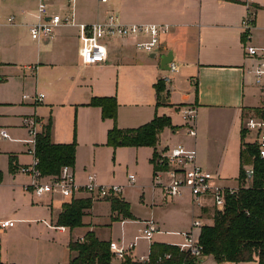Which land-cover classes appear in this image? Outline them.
Returning <instances> with one entry per match:
<instances>
[{
  "label": "rangeland",
  "instance_id": "1",
  "mask_svg": "<svg viewBox=\"0 0 264 264\" xmlns=\"http://www.w3.org/2000/svg\"><path fill=\"white\" fill-rule=\"evenodd\" d=\"M66 1L67 0H63L61 2L65 5ZM75 1L74 6L77 14L89 17L95 14L98 10L113 8L111 5L115 0H108L109 3L107 4H101L98 0ZM5 2L6 0H0V3ZM115 15L117 14L115 13ZM7 17V15L1 17L0 21L6 23ZM20 22L21 21L16 16L13 28L8 30H12L21 42L31 45L26 33L27 28L18 27ZM8 26L11 25L8 24ZM60 31L63 32L57 37V39H55V41L52 40L48 45H42L41 51L44 54V57L46 56L44 61L52 60L57 62L60 58H65L64 61L74 60L73 55L78 48L76 32L75 30H72V28H61ZM105 42L108 43V40ZM145 57H148V55H145ZM245 59L247 61L245 68V85L248 87V93L251 96L249 97V102L255 103L253 97H256L257 104L264 105V93L261 91V86L256 83L254 74L248 72L253 70L257 65V61L247 56ZM136 62H134V64L137 65V68H124V72L119 80L117 68L113 67L114 69H108L103 72L87 70L85 72L82 71L76 73V84L83 87L85 86V95L88 92L87 88H89L91 98H116L119 87L120 95H124V97L121 98V101L123 102L119 107V122L123 125L130 122L132 114L138 111H142L141 114L143 115L140 116V120H147L148 118V121L143 124L151 121L155 115L158 117L170 116L171 125L180 130L178 134H175L174 130L170 127H166L159 133L158 145L161 147V150L157 151L158 157L156 158V161H158L164 153H168L177 145H183L186 148L195 151V161L198 167L212 172V168H219L214 177L221 180V185L236 186V183H238L237 178L239 176L240 160L239 157H237L235 148L232 152L229 151L226 153L225 151L228 150L226 149L225 132L227 121L217 127V123L221 121L219 112L207 111L201 112L200 115L199 107L193 105L196 107L195 125L199 136L195 135V141L189 138L184 127H180L184 126L180 114L175 113L174 115H171L168 106L159 103L157 104V101L155 102V89L153 88V84L157 82V79L154 80V82H148V73H151V68H149L151 67L150 64H144L139 61ZM172 62L177 66V63L174 61ZM148 63H152V61H149ZM117 64L123 65L120 62ZM20 66L22 65H18V68ZM22 69L24 70L23 67ZM30 73L31 72L27 70L25 75L29 78H21L12 83L14 90L8 97L10 105L0 107V126L6 129L9 136V139H0V172L2 174V181L0 183V221L10 219V221L13 222V225H17L16 228L21 229L20 225H18V220L34 219L33 223H30L28 228L32 231L31 236L35 239L32 241H24L27 245H38L41 247L40 253L35 256L30 255V259H25V264H66L65 259L67 258V250L64 252L65 248L70 242L77 241L80 237H84L86 231L89 229L86 225H91V230L94 232L98 240L116 244L124 250L130 242H135V247L130 254L137 259L141 256L147 257L148 259L150 246L153 244L173 246L182 244L184 241L182 232L187 230L193 221L191 206L189 205L187 198L181 200L169 198L163 199L162 193L159 190H156L155 197H153L155 200H152V171L149 166V160L146 159L147 155L143 158H137L135 149L132 147L112 148L107 146L106 134L100 130L101 126L94 123L95 121L92 118V114L81 110L78 115L77 105L74 102H80L84 97H82L80 92L67 93L70 82L68 83L66 79L60 81V84H58L61 85L60 87L55 86L51 83V80H48L49 74L47 72L46 75L43 74L44 77L40 76L39 79L36 78L37 82L35 79L33 83V80L30 79L32 77ZM158 73L163 75L167 74L171 78L176 75V73L170 71L159 70ZM179 77V86L184 90L188 89L191 93L189 95L190 101L195 95V89L191 87L192 85L189 84V80L182 75ZM36 83L38 84L36 85ZM47 84L51 85L49 86L50 88ZM100 84H102V86L109 84V92H111L110 94L112 96H95V93H100V91H97L101 86ZM51 92L54 94L52 99L54 100L55 103L53 104L55 105L49 104L48 98L50 96L49 93ZM104 92L106 93L107 91ZM35 94H42L45 99H43L42 103L38 104L34 109L22 99L23 96L32 97ZM183 96H187V94H173L172 100L175 105L186 104ZM128 104L135 108L129 107ZM83 109L91 108L88 107ZM254 112L255 111H248L246 115L251 116L252 114H255ZM32 114H35L36 118L39 120L43 119L45 124L49 121L51 122V134L53 139L55 137L56 140L66 141L60 142V144H71L75 142V161L72 168L77 178H83L91 172L97 177V180L101 182L100 184L127 186L122 195L126 200L130 201V213L136 217L137 220L111 222L110 206L107 202L102 201L95 204L93 207V217L82 218V227L71 230L66 229L64 233L48 229L46 222L50 223V220H52L53 225L56 226L57 219L55 218V215L61 207V204L70 199L63 198L59 193L53 194V200L48 203H45L44 199H34L30 194L24 192L22 188H20L22 183L21 179L9 172V157L12 156L11 154H14L13 157L22 155L19 157V163L26 164L27 166L33 163V157L28 152V150L31 149V141L33 139V135L29 132L31 126L28 128L23 123V119H33L34 117ZM21 119L22 126L20 125ZM117 119L118 106L115 121L116 126ZM111 122L113 126V121L111 120L110 123ZM102 123H104V121H102ZM117 128L119 127L117 126ZM38 130L39 128L36 127V131ZM252 141L253 132H248L245 142L251 143ZM248 166H250V164L247 163V160L246 163H242L243 169ZM128 175H133L135 177L136 181L134 185H127ZM35 209L36 214H33L32 210L34 211ZM212 212L211 209H208V216L212 217ZM150 220L155 224L158 223L160 230L159 232L154 233L150 240H147L143 237L142 230L144 229L146 222ZM188 224L189 226L187 227ZM21 225L23 226V224ZM26 225H28V223ZM194 232L197 234L198 230L196 229ZM12 240L13 239L9 236L0 234L1 264H11L9 263V260L11 252L14 249ZM16 240L18 241V238ZM126 257L127 255L125 258ZM202 260V258H199L196 261L197 264H213L211 259H208L204 263H202ZM122 261L123 260H118L112 255V262L119 264ZM130 261L136 263L131 259ZM136 264L143 263L138 262ZM239 264L258 263L256 261H251Z\"/></svg>",
  "mask_w": 264,
  "mask_h": 264
},
{
  "label": "crops",
  "instance_id": "2",
  "mask_svg": "<svg viewBox=\"0 0 264 264\" xmlns=\"http://www.w3.org/2000/svg\"><path fill=\"white\" fill-rule=\"evenodd\" d=\"M31 1L6 0L5 3H0V18L4 17L5 15L8 16L6 19H8L10 16H14L16 21L17 16V18L21 21L18 27L27 28V25L34 22L36 18V13L34 10V5H36V3L35 0ZM61 1L63 0H52L50 4L51 11L60 12L64 8V4H62L63 2ZM107 3H109L108 0ZM111 7L113 8L98 10L92 16L86 17L77 14L74 6V19L77 23L89 24L104 21L110 13L115 12L119 21L123 24L170 25L171 28L169 32L161 39V51L162 54L172 52V61L177 63L178 71L173 78L170 77L171 80L169 84H163L166 97V102L164 105L169 107L171 115H174L175 113L180 114L179 109L187 105H195L196 107H199L200 115L201 112L207 111L219 112L221 121L217 123V127L227 121L225 132L227 147L226 149L228 150L225 151L226 153L229 151L232 152L235 148L237 157H239L241 148L240 135L242 130H244L242 125L243 119L247 116L246 113L248 111L252 112L254 111V109H264V105L257 104L256 97H253L255 103L249 102V97L251 96L248 93V87L245 85V68L247 65V61L245 59L246 55L244 54V43L241 36V22L246 17L249 10L253 11L254 16L250 44H263L264 0H115ZM10 28H13V25L8 26L7 21L6 23L0 21V107L10 105V100L8 99V97L13 93L14 90L12 83L20 80L21 78H29L25 75V72L27 70L31 72L30 74L32 75V77L30 79L33 80V83L36 78L39 79L40 76L44 77L43 74L46 75L48 72V80H51V83H53V85L60 87L61 85H58L60 84V81L66 79L68 83L70 82L67 93L80 92V94H82V97L84 98H82L80 102H74L77 105L78 115L80 114L79 111L81 110L85 111L86 113L90 112L92 114V118L95 121L94 123H97L98 126H101L100 130L107 134V131L112 126V122L110 123L111 120H103L101 118V111L97 107H90L91 109H83L89 107H86V104L89 103L91 94L90 89L87 88L88 92L85 95V86L83 87L79 84H76V73L82 71L85 72L87 70H93L94 72H103L108 69H114L113 67H115L117 68V75L119 80L120 76L124 72V68H137V65L134 64V62L139 61L143 62L144 64H150L151 66L149 67L151 68V73H148V82H154V80L156 79V81H158L163 76V74L158 73L160 70L159 61L157 59L151 58L150 55H148V57H145V55L147 54L136 49L131 39L117 38L108 40V43H106L108 51V59L106 60V62L101 65L83 66L80 64L79 60L80 42L78 39V31L75 27H58V29L55 28L50 38L42 40L40 42L32 40L28 35V31L26 30L31 45H27L26 43L21 42V40L18 38V36H15L12 30H8ZM61 28H72V30H75L76 32L78 48L77 50H75V54L73 55L74 60L64 61L65 58H60L59 60H57V62L52 60L48 61L47 59V61H44V58H46V56L44 57V54L41 51L42 45H48L52 40L55 41V39H57V37L63 32L60 31ZM149 61H152V63H148ZM118 62L123 65L117 64ZM18 65L22 66L18 68ZM22 67L24 68V70L22 69ZM181 75L190 81L189 84L192 85L191 87L193 89L194 84H196L197 86L196 95H194L192 97L193 99H191L190 101V91H188V89L184 90L179 86V76ZM37 84L38 83H36V85ZM100 85L101 86L99 87V89H97V91H100V93H95V96H112L110 94L111 92H109V84H107L106 86H102V84ZM47 86L49 87L51 85L47 84ZM104 91L107 92L105 93ZM177 93L187 94V96H183L186 104L175 105L172 97L173 94ZM49 94V104L55 105L53 104L55 102L52 99V97H54V94L52 92ZM123 97L124 95H120L118 87L116 101L118 103L117 126L119 128L132 129L148 121V118L147 120H140V116L143 115L141 114L142 111H138L132 114L130 122H127L126 125L121 124L119 122V107L123 102L121 101V98ZM43 99H45V97ZM154 99L156 102V92L154 95ZM22 100L26 101V103L34 109L38 106L33 104L31 99ZM128 106L131 108H135L129 104ZM32 116L34 117L33 119H37V122L40 123L37 127L39 128L38 131L40 132L42 126L45 124V121L43 119L39 120L38 118H36L35 114H32ZM168 117L171 118L170 116ZM102 121H104V123H102ZM98 123L101 125H99ZM20 125L22 126V119ZM1 129L6 130L4 127L0 126V130ZM179 130L180 129H175L174 133L178 134ZM195 130L196 136H199L196 125ZM246 135L247 133L245 134V138ZM196 136L191 139L195 141ZM0 139L4 138L0 137ZM52 142L55 144H60V142L66 141L56 140L55 137L54 139L52 137ZM134 149L137 158H143L147 155L146 159L149 160V166L151 167L152 171L151 180L153 184L151 186V199L155 197L156 190H159L162 193L163 199H166L162 186L166 182L165 177L161 179V185L154 180V168L153 164L150 161L153 153V148L139 147ZM160 150L161 147L157 143L156 151ZM11 155L12 157L14 156V154ZM20 156L22 155L13 157L16 169L12 173L14 176H17L21 179L22 183L20 185V188H22L24 192L30 194L34 199H44L45 203L52 201L53 197L50 195L36 198L30 193V191L27 190L30 179L28 176L19 172V169L21 167L27 166L26 164L19 163ZM218 169L219 168H212L213 172L210 170L209 171L216 176ZM88 174L94 175L91 172ZM86 176L83 178H77L74 172V177L76 178L75 181L78 185H83L86 182ZM94 178L96 183H101L97 180V177L95 175ZM135 181L136 179L134 177V182L130 183L127 176L128 186L134 185ZM217 181L221 183L220 179H218ZM120 187L122 188V193L119 195V198L129 204L130 201L126 200V198L122 195L127 186ZM77 198L90 199L87 194H80ZM184 198H187L189 205L191 206L193 220L197 218L202 221L204 225L212 224V219L210 216H208V209H212L210 202H204V206L200 207L198 204L193 202L188 191H185L183 196L177 198V200H181ZM152 200H155V198H153ZM91 201L92 206L90 209L85 211V215L83 216V218L93 217L92 209L95 204L102 201L107 202L103 199H94ZM107 203L109 204V202ZM60 211L61 207L55 215L56 219ZM32 213L36 214V209L34 211L32 210ZM7 220L10 219L1 220L0 223ZM127 220H137V218L132 215V219L124 220L120 218L119 221L115 222ZM33 221L34 219L18 220V225H20L21 229L16 228L17 225L15 224L11 228L0 227V234H5L13 239L12 241L14 249L11 252L9 263L25 264V259H30V255L35 256L36 254L40 253L41 247H39L38 245H27L24 241H32L33 239H35L31 236L32 231L30 230V228H28L30 226V223H33ZM27 223L28 225H26ZM21 224H23V226ZM156 224L159 227V224ZM46 225L48 229L56 230L60 233H64L66 229H68L66 227H58L53 225L52 220H50V223L46 222ZM86 226L89 227L86 232L92 231L91 225ZM188 226L189 224L187 225V227ZM190 229L191 224L190 227H188V229L183 231L182 233H186ZM197 234H199V231L197 232ZM17 238L18 241L16 240ZM82 239L83 237H80L79 239H77V241H80ZM130 244H133V247L131 249H128ZM134 247L135 242H130L127 245V257L136 263L140 262V258L146 260L147 257L141 256L137 259L134 258L132 254H130ZM64 252H66V248ZM66 259L68 260V255ZM66 259L65 262H67ZM208 259H211L212 263L215 264L214 260L210 256L204 257L202 263L206 262ZM112 263L118 264L115 262Z\"/></svg>",
  "mask_w": 264,
  "mask_h": 264
},
{
  "label": "built area",
  "instance_id": "3",
  "mask_svg": "<svg viewBox=\"0 0 264 264\" xmlns=\"http://www.w3.org/2000/svg\"><path fill=\"white\" fill-rule=\"evenodd\" d=\"M52 0H35V21L27 25L29 36L32 40L40 42L51 37L52 32L58 27H75L78 31V39L80 42L79 60L83 66L101 65L108 59L107 40L110 39H131L136 49L144 52L147 55L156 53L159 57L162 55L161 39L166 35L171 26L168 24H123L119 21L114 13H110L104 21L94 23H77L74 19V4L75 0H67L64 8L60 12H54L50 9ZM105 4L107 0H98ZM254 12L249 10L246 17L241 22V36L244 43V54L247 57L257 61V65L253 70L248 71L253 73L256 83L261 86V91L264 93V43L261 45L250 44L251 30L253 27ZM8 24L13 25L15 17L10 16L7 19ZM250 44V45H248ZM172 73L178 71L177 66L171 62L168 65ZM163 84L170 83V76L164 74L160 78ZM44 96L35 94L32 97L23 96V99H31L32 103L38 105L42 103ZM195 112L193 105H187L179 110L181 119L184 124L186 134L190 138L196 135L195 130ZM251 116H246L243 119V129L248 132H253V141L247 143L255 147L256 156L264 161V109L254 112ZM24 125L30 127L29 132L33 135L31 141V149L28 150L34 158L35 136L38 133L36 127L38 122L35 119H23ZM0 137L9 138L6 130H0ZM195 151L188 149L183 145H177L155 163L154 180L158 184H162L161 179L165 177L166 182L162 185L163 192L166 198L177 199L183 196L185 191H188L194 203L200 207L204 206V202H210L215 211L221 212L225 206V198L237 193L240 187H248L252 181L253 168L250 166L243 169L244 179L242 184L236 186H223L217 181L209 171L203 170L196 165ZM21 174L29 177L30 182L27 190L36 197L41 198L45 195L52 196L59 193L63 198H77L80 194H87L91 200H104L110 197H118L122 193V188L119 185H102L95 181L94 175L88 174L86 182L83 185H78L75 181L73 168L64 166L60 169L56 176L44 177L37 169V161L34 158L33 163L19 169ZM130 183L134 182V176L128 175ZM204 223L199 219H194L191 223V229L183 233V243L176 247L180 252L186 253L189 257L196 260L203 259V248L199 243V234H195V230L200 231ZM1 228L13 227V222L10 220L0 223ZM159 227L152 220L147 221L142 230L143 237L150 240L154 233L159 232ZM133 244H130L128 249H131ZM118 247L116 244L110 243L109 251L113 257L118 260H124L126 251ZM170 255H165L168 259ZM141 263L147 262L148 259H139Z\"/></svg>",
  "mask_w": 264,
  "mask_h": 264
},
{
  "label": "trees",
  "instance_id": "4",
  "mask_svg": "<svg viewBox=\"0 0 264 264\" xmlns=\"http://www.w3.org/2000/svg\"><path fill=\"white\" fill-rule=\"evenodd\" d=\"M153 87L157 104H165L161 102L162 95L165 94L163 83L158 80ZM194 89L196 95V84H194ZM164 99H166L165 95ZM86 106L99 108L103 120L113 121L112 128L106 134L107 146L153 148L150 161L156 170L155 163L158 157L156 146L159 133L166 127L176 129L171 125L169 117L155 115L151 121L137 128L119 129L115 124L118 106L116 98L92 97ZM259 110L254 109L255 112ZM51 132L52 124L49 121L35 136L34 158L37 161V169L44 177L58 175L64 166L72 168L75 161V142L55 144L52 142ZM245 134V130H242L237 181L239 185L243 182L242 163H246V160L253 168L252 181L248 187H240L236 194L225 198L223 211L218 212L212 208V224L204 225L199 231L198 240L203 248V256L212 257L215 264H239L251 261L264 264V161L257 158L253 145L244 142ZM15 169L14 158L10 156L9 172L13 173ZM104 200L110 204L112 222L119 221L120 218L132 219L127 202L118 197ZM91 206L92 201L89 198H72L64 202L57 216L56 226L70 230L82 227V218ZM109 246L110 242L98 240L93 231H88L82 240L68 244L66 264H113ZM165 255H170V257L166 259ZM196 261L195 258L180 252L176 246L153 244L150 246L148 260L143 264H197ZM119 264L136 263H132L126 257Z\"/></svg>",
  "mask_w": 264,
  "mask_h": 264
},
{
  "label": "water",
  "instance_id": "5",
  "mask_svg": "<svg viewBox=\"0 0 264 264\" xmlns=\"http://www.w3.org/2000/svg\"><path fill=\"white\" fill-rule=\"evenodd\" d=\"M151 58L153 59H158L159 61V67L161 71H167L169 69L168 65L172 62L173 55L172 52H168L165 54L160 55L159 57L157 56L156 53H153L150 55ZM164 95H162L163 97ZM162 103H165L166 100L162 98L161 100Z\"/></svg>",
  "mask_w": 264,
  "mask_h": 264
}]
</instances>
